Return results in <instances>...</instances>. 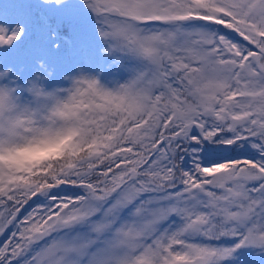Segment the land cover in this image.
Returning <instances> with one entry per match:
<instances>
[{
	"label": "snow or ice",
	"instance_id": "1",
	"mask_svg": "<svg viewBox=\"0 0 264 264\" xmlns=\"http://www.w3.org/2000/svg\"><path fill=\"white\" fill-rule=\"evenodd\" d=\"M0 264H264V0H0Z\"/></svg>",
	"mask_w": 264,
	"mask_h": 264
},
{
	"label": "clouds",
	"instance_id": "2",
	"mask_svg": "<svg viewBox=\"0 0 264 264\" xmlns=\"http://www.w3.org/2000/svg\"><path fill=\"white\" fill-rule=\"evenodd\" d=\"M55 145H48V144H41L40 146H39V148L40 149H46V148H48V147H54ZM17 158H19V157H17Z\"/></svg>",
	"mask_w": 264,
	"mask_h": 264
}]
</instances>
